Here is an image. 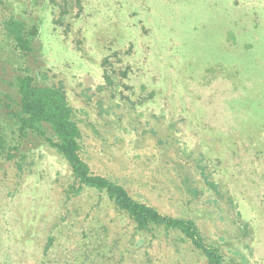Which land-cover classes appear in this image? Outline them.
Segmentation results:
<instances>
[{"label": "rangeland", "instance_id": "rangeland-1", "mask_svg": "<svg viewBox=\"0 0 264 264\" xmlns=\"http://www.w3.org/2000/svg\"><path fill=\"white\" fill-rule=\"evenodd\" d=\"M13 7L43 9L42 68L88 110L94 170L159 211L194 220L225 264H264V0H0V19ZM0 54H9L2 43ZM191 82L221 83L226 112L204 106ZM187 116L215 126L187 132ZM25 157L20 169H0V264H68L89 227L111 264L193 260L180 261L163 231L135 245L130 221L104 195L67 192L53 151ZM188 198L190 212L179 205Z\"/></svg>", "mask_w": 264, "mask_h": 264}, {"label": "trees", "instance_id": "trees-1", "mask_svg": "<svg viewBox=\"0 0 264 264\" xmlns=\"http://www.w3.org/2000/svg\"><path fill=\"white\" fill-rule=\"evenodd\" d=\"M42 11L35 14L27 13L23 7L7 8L0 19V43L9 53L8 56L0 54V169L6 162H12L20 169L25 154L37 148H46L55 153L69 181L67 192L79 195L89 190L104 195L114 209L130 221L134 239L136 237L135 245L145 243L147 236L154 237L156 231H163L173 235L176 241L174 252L183 263L192 257L193 260L188 264H225L218 247H213L201 235L194 220L163 213L132 191V187L94 170L87 150L89 139H94L89 137L96 133H85L86 129L94 131L88 110L74 107L64 87L51 81L45 73L46 69L42 68L43 57L38 46V37L45 22ZM104 78L107 81L110 79L108 75ZM188 87L193 95L206 100L202 103L207 108L216 103L226 112L219 98L226 91L221 83L198 82L195 85L191 82ZM101 88L103 86L97 87L95 94L104 91ZM115 91L112 97H116ZM80 96L84 98L81 93ZM139 108H134V112L139 111ZM140 115L145 116L144 113ZM187 118V132L192 129L196 133L208 132L205 129L211 130L215 126L213 118H208L212 120L211 124L207 121L191 122L190 117ZM147 120L152 126L156 124L151 116ZM121 121L118 117L116 124ZM217 126L221 127L220 124ZM225 126L222 125L223 130L227 128ZM131 127L126 122L122 129L126 134H132ZM182 145L191 154L196 153L195 147L186 143ZM209 186L215 188L214 184ZM190 200L188 198L179 204L188 212L192 211L190 206L193 202ZM237 212L241 214L240 209ZM87 232L88 236L78 243L68 264H111L102 257L107 248L104 240L96 235L97 231L93 227H89Z\"/></svg>", "mask_w": 264, "mask_h": 264}]
</instances>
